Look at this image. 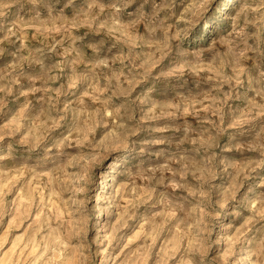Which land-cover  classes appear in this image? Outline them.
Returning a JSON list of instances; mask_svg holds the SVG:
<instances>
[{"label":"rangeland","instance_id":"1","mask_svg":"<svg viewBox=\"0 0 264 264\" xmlns=\"http://www.w3.org/2000/svg\"><path fill=\"white\" fill-rule=\"evenodd\" d=\"M0 264H264V0H0Z\"/></svg>","mask_w":264,"mask_h":264}]
</instances>
